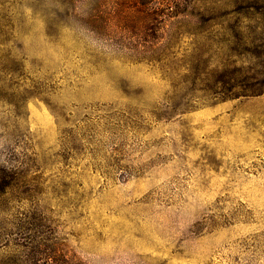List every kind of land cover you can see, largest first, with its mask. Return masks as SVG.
<instances>
[{
    "label": "rangeland",
    "instance_id": "obj_1",
    "mask_svg": "<svg viewBox=\"0 0 264 264\" xmlns=\"http://www.w3.org/2000/svg\"><path fill=\"white\" fill-rule=\"evenodd\" d=\"M62 1L0 0V264H264V0H174L151 57Z\"/></svg>",
    "mask_w": 264,
    "mask_h": 264
},
{
    "label": "trees",
    "instance_id": "obj_2",
    "mask_svg": "<svg viewBox=\"0 0 264 264\" xmlns=\"http://www.w3.org/2000/svg\"><path fill=\"white\" fill-rule=\"evenodd\" d=\"M63 0L69 9L66 15L81 21L92 34L106 37L117 35L131 38L128 49L130 54L142 56L156 53L164 47V35L168 33L172 21L185 12H176L174 0ZM178 11V10H177ZM135 40V41H134ZM151 57V55H150ZM31 253V254H30ZM27 264H37L33 260L39 257V264H51L53 245L39 246L30 244ZM42 258V259H41Z\"/></svg>",
    "mask_w": 264,
    "mask_h": 264
}]
</instances>
